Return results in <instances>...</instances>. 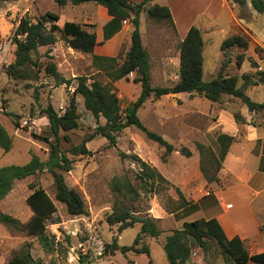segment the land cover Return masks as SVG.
Listing matches in <instances>:
<instances>
[{
  "label": "rangeland",
  "instance_id": "rangeland-1",
  "mask_svg": "<svg viewBox=\"0 0 264 264\" xmlns=\"http://www.w3.org/2000/svg\"><path fill=\"white\" fill-rule=\"evenodd\" d=\"M250 1L246 0L244 7L231 2L226 4L223 0L159 2L165 3L163 6L171 7L170 11L179 23V37H182L183 29L189 23L201 29L204 44V82L217 75L224 59L220 50L221 43L235 34L247 36L249 46L247 50L237 48L228 50L230 64L225 72L239 77L238 85H241L242 74H248L255 80V72L264 70V58L260 59L254 52L256 46L264 50V13L255 12ZM24 2L0 0V124L12 138V147L8 152L0 149V167L26 164L33 155L43 162L47 160L49 147L43 138H48L50 142H54V138L43 110L51 105L59 115L63 114L75 86V81H72L70 86H58L52 77L45 74L44 67L39 70L38 79L33 81L13 80L5 74L7 66L14 59L15 46L12 45V36L19 19L23 16L33 19L41 15L30 11L27 1ZM148 6H151V3L146 7ZM39 9L55 14L60 10L58 6L50 5L45 0L41 2ZM184 18L186 22L182 23ZM139 19L143 45L148 52L152 68L151 86L175 84L179 70L180 39L169 23L155 22L145 11L140 14ZM128 24H131L130 20L123 21L120 29ZM57 38L56 44L49 48H39L38 52L40 56L47 50L50 52L47 54L53 58L58 73L64 79L72 80L77 76H87L106 81L103 74H97L92 67L90 54L72 50L64 38L60 35ZM114 44L113 57H117L120 63L129 49L127 39L124 38ZM239 54L244 55L240 69L235 65L236 56ZM48 61L40 57L43 66ZM251 61L255 62L257 69L251 67ZM161 66L167 69L168 83L163 81L165 75L160 71ZM134 77V74L128 75V81L120 80L114 83L122 110L139 95L140 87L132 82ZM246 94L252 101L261 103L264 100V85L248 86ZM74 99L79 115L78 127L68 132H60L59 146L73 161L72 169L64 174L65 183L67 187L78 192L84 201L86 214L80 216L67 214L65 206L55 200L53 180L45 170L16 181L9 194L0 202L2 213L12 216L22 225L27 223L32 217V211L26 203V198L33 187H41L49 195L56 211L46 223L45 236L49 241L46 250L41 247L37 237L28 235L22 227L14 229L0 223V264H9L13 256H19L25 250L29 251L36 264H168L162 249L165 238L174 230L180 229L183 222L206 217L204 199L216 182H206L200 172V166L206 170L207 176L220 175V172H215L216 161L221 162L227 146L225 143L220 145L217 142L218 134L224 130L222 122L226 121L221 120L223 113L228 112L233 120L234 114L248 119L252 116L251 123L256 126L253 133L256 138H264V111L247 115L245 111L243 112L244 106L241 102L230 96H223L220 103H211L196 94L192 96L181 94L178 97L150 98L139 109L137 115L149 131L162 136L176 150L188 148L192 153L191 157L182 156L175 151L163 161L164 148L147 139L135 127L122 130L117 135L115 146H110L102 137H95L86 144L88 155L71 156V148L90 136L97 126L96 120L85 110L83 98L76 95ZM7 113L17 118L7 116ZM99 122L103 124L104 120L100 119ZM237 128L239 132L236 140L242 141L244 126L237 123ZM64 135L68 137V141L63 139ZM196 144L204 146L205 151L202 155H199ZM250 146L251 143L247 141L239 146L242 149L241 155L244 153L248 159L245 165L248 169L251 168L249 165L253 160L248 152ZM119 152L135 154L147 162L169 182L170 188L158 193H141L137 202L117 196L111 189V180L127 175L137 186L134 182V172L138 170V166L131 160H121ZM256 152L264 161V146H259ZM176 190L180 191L182 197H179ZM115 203L128 208L135 215L148 216L156 220L162 233L157 238L143 236L136 245L138 249H147L148 255L134 252L122 255L119 251L111 253L105 251L106 246L114 239L119 246H130L140 230V226L136 224L119 232L116 226H109L106 223V216L111 213ZM193 206H196L194 211ZM186 264L225 262L214 245L209 246L204 252L193 243Z\"/></svg>",
  "mask_w": 264,
  "mask_h": 264
},
{
  "label": "trees",
  "instance_id": "trees-1",
  "mask_svg": "<svg viewBox=\"0 0 264 264\" xmlns=\"http://www.w3.org/2000/svg\"><path fill=\"white\" fill-rule=\"evenodd\" d=\"M154 0H142L139 3H133L129 0H53L58 7H63L70 3L79 5L82 3H94L106 8L111 21L104 27L105 40L109 39L114 33L120 30L123 21L130 20L133 30L130 35V46L124 59L119 63L117 57H105L93 55V50L97 45L95 33L89 32L81 25L72 22H66L62 27L57 25L59 16L52 12H46L36 18L23 16L12 36V45L15 46L13 52L14 59L7 66L5 74L13 80L33 81L39 77V70L44 67V72L52 77L55 83L59 85L70 86L75 81L73 94L69 104L63 114L59 115L51 105H48L43 113L45 114L54 142L48 138L43 140L48 144L49 154L46 161H41L33 155L31 159L23 165H8L0 167V202L12 190L16 181L22 180L28 176H33L39 172L47 171L53 180L55 189V200L65 206L66 212L72 216L86 214L85 204L78 192L67 187L64 174L72 169L73 161L62 151L59 146V133L68 132L78 127L79 115L74 96L79 95L83 98V105L92 117L96 120L97 126L94 132L85 138L79 145L71 148V156H84L89 154L86 144L95 137H102L107 140L110 146H115L117 135L128 127H135L141 131L145 137L160 147L164 148L163 161L166 156L172 152H179L182 156L191 157V151L182 147L176 150L174 146L168 143L162 136L149 131L140 121L137 113L143 104L150 98L159 99L162 96L174 94H196L203 97L211 103H220L223 96H230L238 99L246 107L249 114L264 111V100L261 103L252 101L246 94L248 86L264 85V70L255 72V80L248 74L240 76L243 83L238 85L239 77L228 75L225 70L230 64V58L227 57L228 50L233 48L247 50L249 38L245 35L235 34L221 43L220 50L223 52L224 59L221 63L217 75L208 82L203 81V39L201 31L196 26H191L184 39L179 44V70L178 80L171 86L152 87L150 78V60L147 50L142 44L139 31V16L145 11L146 15L155 22H167L174 29L172 15L168 7L157 4L146 7ZM239 7L246 5V0H226ZM252 9L258 14L264 13L263 0H251ZM58 35L64 38L69 48L79 51L83 54L91 55V65L98 72L103 74L105 82L87 76H77L71 79H64L57 71L56 64L52 57L45 52L40 56L39 48H49L57 43ZM254 52L260 59L264 58V50L256 46ZM40 57L49 61L41 64ZM244 62V55L236 56L235 65L241 68ZM253 69H257L254 61L250 62ZM135 75L133 83L138 84L140 92L134 102L122 110L120 101L116 94L114 83L125 80L128 81V75ZM7 116L15 117L7 113ZM236 123L244 124L245 121L239 114H234ZM100 119L104 123L99 122ZM232 141V138L220 136ZM68 141L66 135L63 136ZM264 141V140H263ZM227 143V145H229ZM261 140L257 141V145ZM12 147V138L6 129L0 124V149L8 152ZM199 155H202L205 148L202 144H196ZM226 153V149H225ZM223 153V157L225 155ZM121 160H131L138 166L134 172V182L127 175L114 177L111 180L112 191L122 199L131 202H137L141 193H158L168 190L169 182L151 165L142 161L135 154L118 153ZM222 157V160H223ZM222 160L216 161L215 172L222 169ZM264 169V165L261 166ZM200 172L206 182H218L217 176H207L206 170L200 166ZM32 192L26 198V203L32 211L30 220L22 225L17 219L0 211V223L14 229L23 228L28 235L35 236L41 247L46 250L49 241L45 236L47 221L56 211L55 204L49 195L41 187H33ZM179 197H182L179 190H176ZM189 205L187 202H183ZM196 206H193V211ZM106 223L109 226H116L121 232L138 224L140 230L130 246H119L116 239L106 246V252L119 251L122 255L129 252L149 254L147 249L136 248L141 237L148 236L157 238L162 232L156 224V220L148 216L135 215L128 208L115 203L112 211L106 216ZM197 244L204 252L209 246H215L219 254L223 257L225 264H264V252L250 255L244 246L243 241L234 237L228 239L215 218L183 222L180 229L174 230L171 235L165 238L162 249L168 264H186L191 253L192 244ZM9 264H36L28 250L22 252L19 256H13ZM150 264V263H149Z\"/></svg>",
  "mask_w": 264,
  "mask_h": 264
},
{
  "label": "crops",
  "instance_id": "crops-1",
  "mask_svg": "<svg viewBox=\"0 0 264 264\" xmlns=\"http://www.w3.org/2000/svg\"><path fill=\"white\" fill-rule=\"evenodd\" d=\"M19 1H27V4L30 7L29 9H31L30 11H34L37 15L50 12L48 10L40 11L39 8L43 0ZM45 1L49 2L50 5L57 6L53 0ZM129 1L138 3L142 0ZM160 1L163 2V0H154L151 2V5L157 4L163 6L165 3L159 4ZM223 1L226 2V4L228 2L226 0ZM167 7L170 10L171 7L168 5ZM58 8H60L57 14L59 16V20L57 22L59 27H62L66 22H72L81 25L89 32L95 33L97 45L93 50V55L113 57L114 47L112 46H115L114 43L120 42L124 38L127 39L129 48L130 34L133 30L131 24H128L125 28L123 27L117 33H114V35H112L109 39L105 40L104 27L111 21V17L108 15L105 7L94 3H82L79 5H72L68 3L63 7ZM170 12L172 15L174 30L181 42L188 29L193 26V23L185 25L181 34L182 37H179V23H177L173 12ZM183 22H186L185 18L182 23ZM141 29L142 26L139 19V31L143 44ZM199 30L201 31V29ZM162 67L165 66H161L160 68V71L165 75L163 81L167 82L168 72L166 67ZM150 74L152 77V68L150 69ZM177 78L178 77H176V80H178ZM180 95L181 94H174L167 96L178 97ZM176 99L179 100L180 98ZM244 111L247 115H249L245 106L243 108V112ZM227 116L229 118H227ZM251 118L252 116H249V119L243 116V119H245V123L243 124L244 137L242 141H237L236 136L239 132L237 123L235 120L231 119L228 112H224L221 116V120L224 119L226 121L225 123L222 122L224 130L218 134L217 142L220 145H222V143L227 145V143L230 142L225 138L219 139L220 136L232 138V141L230 144L228 143L229 145L225 148L226 153L222 160V169L220 171V175L218 176L219 181L214 183L215 185L213 184L211 186V191L207 194V196H205L204 206L207 209L205 212L206 217L204 214L203 215L205 217L204 219L215 218L221 225L228 239L234 237L240 238L249 254L254 255L264 252V169L261 168V166L264 165V161H262L261 155L257 156L256 152V149L259 146H264V138H256V135L253 133L255 129L254 127L256 126L252 125ZM258 140H261V143L257 147ZM246 141L251 143L248 150L250 155L253 157V160L249 165L251 166L250 169L245 167L248 159L244 153L241 155L242 149L239 147ZM252 148L254 154H252Z\"/></svg>",
  "mask_w": 264,
  "mask_h": 264
},
{
  "label": "built area",
  "instance_id": "built-area-1",
  "mask_svg": "<svg viewBox=\"0 0 264 264\" xmlns=\"http://www.w3.org/2000/svg\"><path fill=\"white\" fill-rule=\"evenodd\" d=\"M129 75L131 76V75H133V73H130Z\"/></svg>",
  "mask_w": 264,
  "mask_h": 264
}]
</instances>
